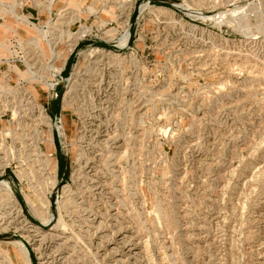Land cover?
<instances>
[{
  "label": "rangeland",
  "instance_id": "rangeland-1",
  "mask_svg": "<svg viewBox=\"0 0 264 264\" xmlns=\"http://www.w3.org/2000/svg\"><path fill=\"white\" fill-rule=\"evenodd\" d=\"M0 264H264V2L0 0Z\"/></svg>",
  "mask_w": 264,
  "mask_h": 264
},
{
  "label": "bare ground",
  "instance_id": "bare-ground-1",
  "mask_svg": "<svg viewBox=\"0 0 264 264\" xmlns=\"http://www.w3.org/2000/svg\"><path fill=\"white\" fill-rule=\"evenodd\" d=\"M262 2H264V0H262ZM7 31V30H6ZM126 42H127V39H125V44H126ZM51 86V85H50ZM47 116V115H46ZM7 188L13 193V191H12V189H11V187L9 186V183H7ZM43 222H46V221H43ZM20 245V249H21V251H22V253H23V255H24V257H25V260H26V262L28 263L29 262V255H28V251H27V249L25 248V246L22 244V243H20L19 244Z\"/></svg>",
  "mask_w": 264,
  "mask_h": 264
},
{
  "label": "trees",
  "instance_id": "trees-1",
  "mask_svg": "<svg viewBox=\"0 0 264 264\" xmlns=\"http://www.w3.org/2000/svg\"><path fill=\"white\" fill-rule=\"evenodd\" d=\"M97 44L103 45V46H110L109 44H105L103 42H97Z\"/></svg>",
  "mask_w": 264,
  "mask_h": 264
},
{
  "label": "water",
  "instance_id": "water-1",
  "mask_svg": "<svg viewBox=\"0 0 264 264\" xmlns=\"http://www.w3.org/2000/svg\"><path fill=\"white\" fill-rule=\"evenodd\" d=\"M128 43V40H127V42H126V44Z\"/></svg>",
  "mask_w": 264,
  "mask_h": 264
},
{
  "label": "built area",
  "instance_id": "built-area-1",
  "mask_svg": "<svg viewBox=\"0 0 264 264\" xmlns=\"http://www.w3.org/2000/svg\"><path fill=\"white\" fill-rule=\"evenodd\" d=\"M252 1H255V0H252Z\"/></svg>",
  "mask_w": 264,
  "mask_h": 264
}]
</instances>
